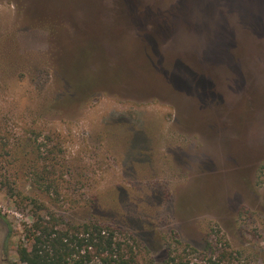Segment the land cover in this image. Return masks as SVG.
<instances>
[{"label":"rangeland","instance_id":"obj_1","mask_svg":"<svg viewBox=\"0 0 264 264\" xmlns=\"http://www.w3.org/2000/svg\"><path fill=\"white\" fill-rule=\"evenodd\" d=\"M4 153L0 264L40 206L138 264H264V0H0Z\"/></svg>","mask_w":264,"mask_h":264},{"label":"trees","instance_id":"obj_2","mask_svg":"<svg viewBox=\"0 0 264 264\" xmlns=\"http://www.w3.org/2000/svg\"><path fill=\"white\" fill-rule=\"evenodd\" d=\"M124 11V10H123ZM123 16H129L126 11ZM142 17L145 15H141ZM6 147V145H4ZM5 160L23 159L21 155L0 154ZM50 161L51 171L37 170L38 166L33 165L37 179L47 180L48 186L42 187L43 192L59 191L58 178L56 170V158L45 157ZM52 175V178L50 177ZM9 194L15 197L19 193L15 184L7 182L3 184ZM40 206V211H45ZM34 214L33 223L25 227L23 241L17 248V255L22 264H92L96 261L99 264H138L137 257L133 248L126 243L117 241L113 231L97 224H83L79 226H62L61 219L50 213L45 216L42 213ZM228 245L218 256H204L206 264H234L236 256L234 251H228ZM191 254H178V252L169 253L165 264H196Z\"/></svg>","mask_w":264,"mask_h":264},{"label":"flooded vegetation","instance_id":"obj_3","mask_svg":"<svg viewBox=\"0 0 264 264\" xmlns=\"http://www.w3.org/2000/svg\"><path fill=\"white\" fill-rule=\"evenodd\" d=\"M159 23V24H158ZM152 29H153V32L156 34V35H160V36H164L165 35V30L166 29V26H164L162 23L160 24V22H156V23H153L152 25ZM168 29V28H167ZM161 38V37H160ZM185 73H187L188 71L184 70ZM3 259V257H2ZM6 260L3 261L2 264H6Z\"/></svg>","mask_w":264,"mask_h":264}]
</instances>
